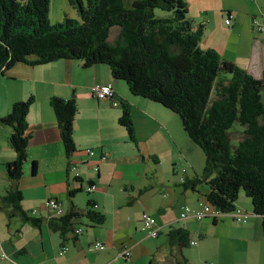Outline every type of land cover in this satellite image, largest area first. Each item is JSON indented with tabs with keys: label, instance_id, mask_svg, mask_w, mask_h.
Here are the masks:
<instances>
[{
	"label": "crops",
	"instance_id": "0c3cea01",
	"mask_svg": "<svg viewBox=\"0 0 264 264\" xmlns=\"http://www.w3.org/2000/svg\"><path fill=\"white\" fill-rule=\"evenodd\" d=\"M183 1L197 25L209 24L205 49L216 50L223 59L235 62L256 78L264 76V32L253 25L261 35L257 36L250 28L253 17L263 19L264 0ZM226 14L232 16L230 25L225 22L233 28L230 32L214 23L216 15L225 18ZM244 32L248 33L245 37ZM97 84L113 85L117 98L130 106L136 143L129 140L119 123L122 108L113 106L111 100L94 97L92 89ZM32 96L36 101L28 115V161L16 185L23 194V210L40 223L35 225L20 216L10 219L11 208L2 202L12 186L7 164L16 160V153L10 145L11 128L0 122V239L7 256L0 258V264H137L152 253L146 244L147 234L141 233L142 227L139 230L144 214L155 218L161 234H168L170 227L186 229L197 243L190 247H199L188 254L184 249L172 250L167 243L161 246L166 252L157 250L160 253L154 264L183 262L182 255L187 264L199 258L214 264H264L262 218L254 213L251 200L244 194L237 207L247 212L246 223L232 217L182 220L186 207L198 209L205 202L209 187L203 184L193 191L183 186V179L200 176L204 168L200 167L198 145L188 137L178 115L132 95L126 83L113 78L108 66L85 69L79 61L61 60L37 67L19 63L6 71L0 76V119L11 112L13 104ZM54 97L75 98L78 104L74 125L78 152L71 159L50 106ZM87 150L95 155L90 156ZM70 162L77 166V172H68ZM78 173L81 182L75 180ZM90 181L96 188L88 193ZM51 200L64 212L75 205L81 215L75 225L81 233L70 232L63 237L51 229L49 221L58 216L56 210L46 207ZM91 200L106 217L103 226L92 227L86 217ZM206 234H212L214 240L206 241ZM97 242L105 249H97ZM124 250H130L131 256L123 257Z\"/></svg>",
	"mask_w": 264,
	"mask_h": 264
},
{
	"label": "trees",
	"instance_id": "16d2710c",
	"mask_svg": "<svg viewBox=\"0 0 264 264\" xmlns=\"http://www.w3.org/2000/svg\"><path fill=\"white\" fill-rule=\"evenodd\" d=\"M69 2L78 18L66 15L52 25L51 0H0V76L19 63L37 67L71 60L82 62L85 69L108 66L113 78L125 82L132 95L158 103L180 117L184 131L206 157L201 175L183 179V186L193 191L203 184L209 187L205 202L222 214L214 220L232 217L241 209L237 203L244 193L254 213L262 218L264 234V76L256 78L216 50L202 49L205 25L192 20L183 0ZM255 18L264 25V17ZM115 30L117 37L110 42ZM114 99L122 108L119 123L136 143L130 106L117 98L116 91ZM35 101L32 96L16 102L0 122L11 128L10 145L16 153V160L7 164L12 186L2 202L11 208L10 219L20 216L38 225L40 220L23 210V194L16 185L28 161V115ZM50 106L71 159L78 152L74 140L77 101L54 97ZM237 131L241 137L235 136ZM36 169L35 162L34 172ZM77 170L70 162L68 172ZM75 180L81 182L82 178L76 176ZM87 186L88 193L96 187L93 181ZM80 217L72 203L49 225L63 237L70 232L79 234L75 222ZM86 217L92 227L106 222L92 200ZM167 239L172 250L189 248L193 241L190 232L177 227H170ZM182 257L183 262L176 264H187Z\"/></svg>",
	"mask_w": 264,
	"mask_h": 264
},
{
	"label": "built area",
	"instance_id": "2783aa9c",
	"mask_svg": "<svg viewBox=\"0 0 264 264\" xmlns=\"http://www.w3.org/2000/svg\"><path fill=\"white\" fill-rule=\"evenodd\" d=\"M231 20H232V16H230L229 19H227L226 24L230 25L231 24ZM253 24L260 30V31H264V25H262L259 21L258 18H254L253 20ZM92 93L93 95L100 101L102 100H111L113 106L117 107L119 106L118 102L115 101L114 99V95H115V91L114 88L111 84L108 85H100L97 84L93 87L92 89ZM88 154L90 156H94L95 153L94 151H89ZM76 168L74 167L73 170H75ZM95 171L98 172L99 168L96 166ZM186 170H184L185 172ZM77 176L79 177V174H77ZM95 186H92V188H90V191H94L95 190ZM46 207L47 208H51L53 210H56L57 215H63L65 212L64 210L61 208V206L59 205V203H57L54 200L49 201L48 203H46ZM222 214L214 209L212 206H210L209 204H207L206 202L204 203H200V207L198 209H193L191 207H186L185 210L183 211L181 218L182 220H188V219H195L197 221H204L207 218H219L221 217ZM232 217L239 223L241 222H246L247 218H248V214L243 211L242 209H237L234 214L232 215ZM142 231L145 232L147 234L148 237L150 238H157L160 234V230L157 227V223L155 218H153L152 216L148 215V214H144L142 216ZM192 245H196L197 243L195 241L191 242ZM96 248L97 249H105V245L103 243L97 242L96 243ZM67 250V247L64 248V251ZM123 257H130L131 256V252L130 250H124L122 253ZM6 254L3 250V241L0 239V258H6Z\"/></svg>",
	"mask_w": 264,
	"mask_h": 264
},
{
	"label": "rangeland",
	"instance_id": "374dc122",
	"mask_svg": "<svg viewBox=\"0 0 264 264\" xmlns=\"http://www.w3.org/2000/svg\"><path fill=\"white\" fill-rule=\"evenodd\" d=\"M85 1V0H84ZM127 3H129V1H131V0H125ZM239 0H232V2H238ZM239 4V3H238ZM240 5H242V6H245L246 4H240ZM68 16V17H71V18H78V15H77V11H76V9L70 4V2H69V0H51V7H50V21H51V23H52V25H56L57 23H59V22H62L63 21V19H64V17L65 16ZM189 15H190V13H189ZM221 15H223V17L225 16V14H221ZM191 17V16H190ZM253 18H255V17H253ZM227 19H229L228 18V16H227V14H226V17L225 18H218L217 17V15H216V18H215V20H214V23H215V25L219 28V27H222L225 31H228V32H230V30H231V28L232 27H230V26H227L226 24H225V22H226V20ZM203 24H205V36H204V39H203V41H202V43H201V46H202V49H205L204 47V40H205V38H206V35L208 34L209 35V32L207 31L208 30V23L207 22H202ZM253 25L254 24H252V20H251V26H250V28H251V30H255V29H253ZM230 27V28H229ZM255 27V26H254ZM233 29V28H232ZM118 31V30H117ZM256 31V30H255ZM257 32V31H256ZM225 33H227V32H225ZM248 35V33L247 32H244L243 33V36L245 37V36H247ZM226 36V34H224V35H222V37H225ZM257 36H261L258 32H257ZM117 37V33H116V30L113 32V34H112V36H111V40H110V42H113L114 40H115V38ZM250 41V40H249ZM230 62V61H229ZM231 63H233L234 65H236L237 66V64L235 63V62H231ZM125 83V82H124ZM74 94H72L71 95V97H74L73 96ZM102 101H110V100H102ZM177 117V116H176ZM177 119H179L180 120V118L179 117H177ZM235 136H237V137H241V133H239L238 131L236 132V134H235ZM197 146V145H196ZM198 150H199V152H200V167L202 168H204L205 167V160H206V157H205V154H204V152L202 151V149L200 148V147H196ZM192 158H193V160H199L198 159V157L197 156H192ZM185 169H187V168H183L182 170L184 171ZM243 192V191H242ZM242 194H244V193H242ZM245 198V197H244ZM246 200H248V199H246ZM248 202H250L249 200H248ZM149 215V214H148ZM233 218V217H232ZM224 219H226V218H224ZM236 221V220H235ZM237 222V221H236ZM141 227H142V224H140V226H139V230L141 231ZM141 233L143 234V235H145L146 236V233L145 232H142L141 231ZM207 235V237H206V241L207 240H214V238H213V235L212 234H209V236H208V234H206ZM148 237V236H147ZM205 237V236H204ZM203 237V238H204ZM148 239V241H147V246L150 248V250H152V253L150 254V256H148V257H143V258H140L139 259V262L137 263V264H154V263H157L158 262V256H159V251H162V252H166V251H164L162 248H161V246H163V245H166L168 242V239H167V232H164L163 234H159V236L157 237V238H155V239H153V238H150V237H148L147 238ZM158 247V248H157ZM164 248V247H163ZM199 249V247H189V248H184V250H185V253H192V252H194V250H198ZM157 250H159L158 252H157ZM204 260V259H203ZM203 260H201L200 258H199V260H195V262H194V264H197L198 262H199V264H214V263H212V262H210V263H207V261H203ZM161 264V263H160ZM172 264H175L174 263V261H172ZM189 264H192V262H190Z\"/></svg>",
	"mask_w": 264,
	"mask_h": 264
}]
</instances>
